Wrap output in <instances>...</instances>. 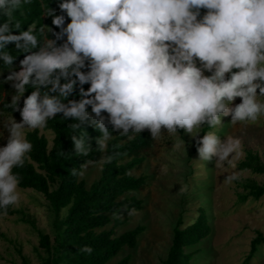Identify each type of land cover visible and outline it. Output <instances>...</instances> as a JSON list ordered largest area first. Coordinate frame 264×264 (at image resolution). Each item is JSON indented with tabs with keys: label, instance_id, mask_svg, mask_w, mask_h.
Here are the masks:
<instances>
[{
	"label": "clouds",
	"instance_id": "obj_1",
	"mask_svg": "<svg viewBox=\"0 0 264 264\" xmlns=\"http://www.w3.org/2000/svg\"><path fill=\"white\" fill-rule=\"evenodd\" d=\"M30 3L0 0V62L8 72L0 83L14 90L11 102L0 104L20 116L17 122L11 114L3 127L0 217L21 201L14 169L31 159L27 133L48 129L58 114L73 121L67 128L76 156L92 151L87 133L77 134L85 123L99 133V153L107 152L111 132L131 141L148 131L153 140L165 132L192 137L199 161L214 160L216 169L234 168L245 155L240 137L222 140L217 130L224 118L245 127L264 120V0H41L40 19L50 18L51 26L33 21L23 30L15 14ZM9 45L23 56L19 70ZM179 144L186 151L183 138ZM113 159L84 161L71 174L83 177L90 166ZM168 171L161 165L158 177ZM237 179L226 175L224 183ZM188 191L185 183L176 194ZM137 214L127 210L129 217ZM79 252L91 255L93 248Z\"/></svg>",
	"mask_w": 264,
	"mask_h": 264
},
{
	"label": "trees",
	"instance_id": "obj_2",
	"mask_svg": "<svg viewBox=\"0 0 264 264\" xmlns=\"http://www.w3.org/2000/svg\"><path fill=\"white\" fill-rule=\"evenodd\" d=\"M43 2L47 4L52 0H43ZM40 3L41 0H31L30 4L23 5L15 14L23 30H27V25L33 21L38 26L41 24L51 26L50 18L40 19L42 13ZM50 6L56 7L54 3ZM2 19L0 17V20ZM49 38L53 37L49 36ZM8 50L14 56H18L14 62V68L19 70V61L23 59L22 54L14 50V45H9ZM6 70L0 62V71H4L0 75V81L8 75ZM12 94L14 90L9 83H0V100L4 98L5 103H10L9 97ZM28 94L29 92H26L25 96ZM70 98L79 99V96L74 94ZM3 114L20 117L18 112L11 113L10 109L3 108L0 104V116ZM70 123L73 121L63 120L62 114L50 120L48 129L44 130L51 133L50 142L40 132L27 133L28 140L33 144L31 159L26 161L23 168L14 169V171L21 177L20 189L33 190L47 201L53 214L51 222L53 237L36 229L33 219L24 218L23 221L38 234V246L42 250V255L39 254L40 264H108L124 248L135 249L138 237L144 231L143 226H137L116 235L114 229L126 222L129 217L128 209L134 207L139 212L143 208L142 200L129 193L144 190L149 178L147 175L134 176L132 172L143 166L146 160L145 153L151 148L154 140L148 131H143L133 140L128 141L127 138L120 137L119 133L111 132L109 127L114 138L108 142L107 152L99 153L95 150L97 148L95 139L99 133L85 123L81 126V132L77 134H82V131L87 133L92 151L87 157L76 156L70 139L73 133L67 128ZM208 130L207 127L203 128L201 137ZM196 147L195 143L194 148ZM60 151L66 156L59 155ZM102 155H113L114 159L111 163L102 164L99 178L88 188L79 176L71 174V169H78L84 161H97ZM238 168L264 175V165L251 151L247 152L245 159L238 164ZM244 188L246 193L238 195L240 202H244L248 197L258 200L264 195V185H257L250 181L244 184ZM16 213L14 208H10L7 216H13ZM113 214L118 215L119 218L114 219ZM209 233L210 226L202 209L199 210L196 220L188 226L183 227V222L179 219L173 228L167 255L161 264H190L194 253H187L186 249L196 246ZM86 245L93 248L91 255L79 252V249ZM261 246H264V236L257 232L251 240L250 250L243 264H247ZM129 261L130 256L127 255L115 264H128ZM21 264H30V262L26 257L21 256Z\"/></svg>",
	"mask_w": 264,
	"mask_h": 264
},
{
	"label": "rangeland",
	"instance_id": "obj_3",
	"mask_svg": "<svg viewBox=\"0 0 264 264\" xmlns=\"http://www.w3.org/2000/svg\"><path fill=\"white\" fill-rule=\"evenodd\" d=\"M236 102L239 103V100ZM10 117L5 114L0 116V132L3 133L0 147L6 145L8 133L3 127ZM13 118L20 121V117ZM229 121L230 118H224V125L217 131L222 140L223 136L232 135L243 141L245 155L235 161L234 168L216 169L214 160L206 163L199 161L194 148L195 140L184 133L173 137L165 132L163 137L153 141L145 153L143 166L132 172L134 176L147 175L149 178L144 190L129 193L142 200L143 208L114 229L116 235L137 226H143L144 231L138 237L135 249L124 248L108 264H115L127 255L130 256L128 264H161L169 250L176 222L181 219L183 227L192 224L200 209L206 214L210 233L196 246L186 249L187 253H194L190 264H243L256 233L264 236V195L258 200L248 197L244 202L239 201L238 195L246 193L244 184L250 181L264 185V175L240 170L238 164L251 151L264 165V120L249 127L232 126ZM40 134L49 142L52 139L49 132L40 131ZM182 138L186 151L179 144ZM164 164L168 165V174L158 177L159 167ZM101 166L99 163L90 166L80 177L87 188L99 178ZM233 173L238 179L231 184L224 183L225 176ZM185 183L189 185L188 193L177 195L180 186ZM20 193V204L14 208L17 213L0 217V264H21V256L26 257L30 264H40L42 250L38 246V234L23 221L24 218L33 219L36 229L53 237V214L47 201L30 189H20ZM247 264H264V246Z\"/></svg>",
	"mask_w": 264,
	"mask_h": 264
}]
</instances>
